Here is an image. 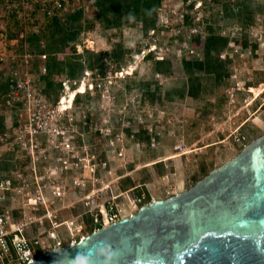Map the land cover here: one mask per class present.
Masks as SVG:
<instances>
[{"label": "rangeland", "instance_id": "obj_1", "mask_svg": "<svg viewBox=\"0 0 264 264\" xmlns=\"http://www.w3.org/2000/svg\"><path fill=\"white\" fill-rule=\"evenodd\" d=\"M97 1L69 0L62 17L83 14L78 38L63 52L61 41L46 52L49 39H27L49 60L70 63L49 81L35 77L52 102L86 90L67 112L73 126L63 120L74 128L78 154L87 149L96 165V175L86 174L95 192L89 205L76 191V208L62 212L63 220L86 214L78 236L90 232L91 215L105 203L128 215L129 199L138 195L150 203L186 192L264 135V0H162L148 28L133 18L119 25L101 21ZM32 17L26 23L14 15L4 19L8 37L25 28L30 33L35 23L47 30L49 19ZM210 34L225 40L211 53L224 68L213 75L195 70L191 77L184 62L206 61ZM79 65L84 69L71 76L69 67ZM51 154L53 161H75L67 153ZM60 230L68 240L66 227Z\"/></svg>", "mask_w": 264, "mask_h": 264}, {"label": "built area", "instance_id": "obj_2", "mask_svg": "<svg viewBox=\"0 0 264 264\" xmlns=\"http://www.w3.org/2000/svg\"><path fill=\"white\" fill-rule=\"evenodd\" d=\"M69 3V0L0 3V264L35 263L45 251L72 246L112 223L134 216L148 204L144 194L133 197L129 199L130 213L125 215L116 205L105 203L91 215L90 232L80 236L86 228V214L62 218L64 210L76 208L79 202L76 191H82L81 200L86 205L95 194L88 188L92 176H86L88 172L96 175L94 156L87 149L78 154L74 128L70 130L63 123L67 112L74 108L77 95L86 90L84 87L74 90L71 105L70 98L52 102L37 84V80L42 81L48 75V55L27 44L28 34L38 36L45 29L32 20L35 25L30 33L25 28L10 39L3 24L10 15L23 23L39 13L49 20L62 17ZM112 74L107 71V78ZM103 87V83L97 84L98 89ZM71 121L73 117L69 118V125L73 126ZM53 152L67 153L75 161L71 164L63 159L53 161ZM63 226L68 240H63L60 230Z\"/></svg>", "mask_w": 264, "mask_h": 264}, {"label": "water", "instance_id": "obj_3", "mask_svg": "<svg viewBox=\"0 0 264 264\" xmlns=\"http://www.w3.org/2000/svg\"><path fill=\"white\" fill-rule=\"evenodd\" d=\"M264 264V135L190 190L32 264Z\"/></svg>", "mask_w": 264, "mask_h": 264}, {"label": "trees", "instance_id": "obj_4", "mask_svg": "<svg viewBox=\"0 0 264 264\" xmlns=\"http://www.w3.org/2000/svg\"><path fill=\"white\" fill-rule=\"evenodd\" d=\"M161 2L162 0H98L97 7L99 8L100 11L99 16L101 21L103 20L112 25L113 24L119 25L124 17L128 19L133 18V19L141 20L142 23L145 25V28H148L154 25L157 18V11L161 5ZM82 14H83L82 11H75L67 14L65 18L55 17L49 20V25L46 31L44 30V32L41 35L38 36L33 35L29 37V40H36L38 43H40L41 41L44 40V38L49 39L52 45L45 46L46 52L47 51L49 52V50H51L52 48H56L54 44L61 41L60 51L63 52L68 47L69 45L67 44L68 42H74L78 38L79 32L75 31L76 30L75 26L76 24L78 25L79 22L81 21ZM68 33L70 34V36L67 39H65L64 37L63 39H58L59 36ZM223 41H225L223 38L210 34V36L205 41V52L207 55L206 61H194V62L185 61L184 68L187 71V73L191 77L193 76L195 70L198 72H203L205 74L213 75L216 74L218 70L223 69L224 66L221 63V61H219V58H217L216 60L211 58L212 50L220 46L223 43ZM40 52H44V51L41 50ZM54 59L55 58L50 59L51 63L50 60L48 61L49 72L47 77H44V80L46 81H49L55 75L56 72L59 73L62 72L66 65L67 66L70 65V63H64V62H61L59 64L55 63ZM83 69L84 68L81 65H79L78 68L74 66H70L68 71L70 72L71 76H75L74 74L77 71L79 70L81 71ZM88 120H90V118ZM145 140L150 141L151 137L147 136L145 137Z\"/></svg>", "mask_w": 264, "mask_h": 264}, {"label": "clouds", "instance_id": "obj_5", "mask_svg": "<svg viewBox=\"0 0 264 264\" xmlns=\"http://www.w3.org/2000/svg\"><path fill=\"white\" fill-rule=\"evenodd\" d=\"M76 264H87V261L84 258H78Z\"/></svg>", "mask_w": 264, "mask_h": 264}, {"label": "bare ground", "instance_id": "obj_6", "mask_svg": "<svg viewBox=\"0 0 264 264\" xmlns=\"http://www.w3.org/2000/svg\"><path fill=\"white\" fill-rule=\"evenodd\" d=\"M67 86V85H66ZM76 95V94H75ZM73 93L71 94V97H70V102L69 104L71 105L72 104V100H73V97L75 96Z\"/></svg>", "mask_w": 264, "mask_h": 264}]
</instances>
